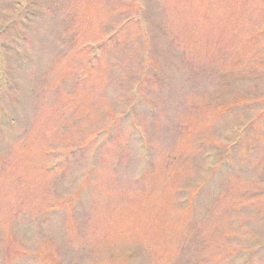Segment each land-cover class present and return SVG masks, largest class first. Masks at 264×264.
<instances>
[{
    "label": "rangeland",
    "instance_id": "374dc122",
    "mask_svg": "<svg viewBox=\"0 0 264 264\" xmlns=\"http://www.w3.org/2000/svg\"><path fill=\"white\" fill-rule=\"evenodd\" d=\"M17 2L0 264H264V0Z\"/></svg>",
    "mask_w": 264,
    "mask_h": 264
}]
</instances>
